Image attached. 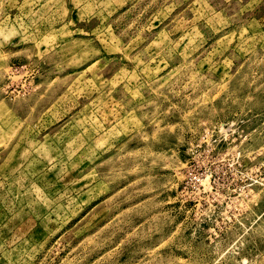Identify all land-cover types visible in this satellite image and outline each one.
I'll return each mask as SVG.
<instances>
[{
    "label": "rangeland",
    "instance_id": "rangeland-1",
    "mask_svg": "<svg viewBox=\"0 0 264 264\" xmlns=\"http://www.w3.org/2000/svg\"><path fill=\"white\" fill-rule=\"evenodd\" d=\"M0 264H264V0H0Z\"/></svg>",
    "mask_w": 264,
    "mask_h": 264
},
{
    "label": "built area",
    "instance_id": "built-area-1",
    "mask_svg": "<svg viewBox=\"0 0 264 264\" xmlns=\"http://www.w3.org/2000/svg\"><path fill=\"white\" fill-rule=\"evenodd\" d=\"M225 129L224 126L219 127V131ZM214 132V130L206 129L204 133L201 135V138L197 142V145L195 146L196 149H204L205 147L209 146L210 142V135ZM190 182L194 183V185L198 184L201 182V178L198 174H193V176L190 177Z\"/></svg>",
    "mask_w": 264,
    "mask_h": 264
}]
</instances>
